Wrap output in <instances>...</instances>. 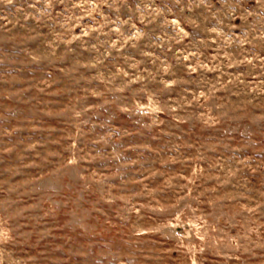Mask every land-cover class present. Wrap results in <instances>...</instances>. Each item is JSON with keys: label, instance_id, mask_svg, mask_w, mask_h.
Masks as SVG:
<instances>
[{"label": "rangeland", "instance_id": "1", "mask_svg": "<svg viewBox=\"0 0 264 264\" xmlns=\"http://www.w3.org/2000/svg\"><path fill=\"white\" fill-rule=\"evenodd\" d=\"M0 264H264V0H0Z\"/></svg>", "mask_w": 264, "mask_h": 264}]
</instances>
